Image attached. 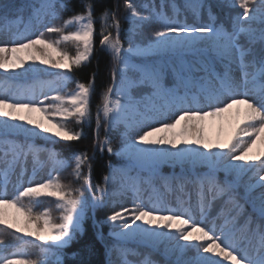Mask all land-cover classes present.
Listing matches in <instances>:
<instances>
[{"label": "snow or ice", "instance_id": "1", "mask_svg": "<svg viewBox=\"0 0 264 264\" xmlns=\"http://www.w3.org/2000/svg\"><path fill=\"white\" fill-rule=\"evenodd\" d=\"M226 3L239 9L228 17V27L217 23L212 4L206 0H185L184 7L197 18L207 9L209 22L192 25L178 22L180 8L175 2L171 4L173 15L169 16L164 0L158 6L144 2L139 7L132 0H124L125 19L131 24L127 47L121 39L117 11L104 9L100 13L99 46L112 58V82L96 106L94 150L122 157L126 163L117 168L109 162V173L95 191L91 183L93 156L86 150L65 157L55 148L34 143L38 137L53 142L78 141L84 135L83 129L75 130L68 122H92L95 73L87 82L75 80L73 91L62 94V89L73 82L74 71L86 65L95 51L97 18L93 4L85 3L83 12L54 24L52 21L60 19L65 5H58L56 0H38L31 6L23 31L19 29L22 16L14 20L0 16V35L10 40L0 43V70H11L13 76L43 71L53 77L40 81L44 100L38 99L34 87L17 85L12 96L4 95L8 89L0 91V233L14 241L9 243L0 235V264H62V250L83 233L88 211L103 207L113 196L126 191L133 193L132 206L121 207L107 217L112 224L109 236L115 241L108 252L119 257L110 264H158L150 253L136 262L128 257L139 256V246L158 250L162 244L164 264H264V0ZM18 11L23 12V7ZM150 23H159L161 28L153 31L146 42H137L139 30ZM40 27L43 31L33 36ZM45 33H55L57 38L48 39ZM69 43L75 47V55L61 47ZM209 52L214 56L210 58ZM164 53L174 54L173 58L152 59ZM137 58H141L139 62ZM216 60L222 71L217 70ZM29 61L50 67L40 69ZM45 91L55 95L50 98ZM49 99L51 103L45 104ZM21 109L25 114H18ZM34 112L41 113V119H33ZM44 120L52 126L46 127ZM210 120L219 121L215 139L206 131ZM120 124L126 131L118 148L107 135L99 139L102 126L107 132ZM133 127L137 130L129 139ZM178 143L184 147H178ZM41 153H46L51 165L47 178L25 181L28 158L32 159L35 175L37 167L43 166ZM220 161H227L224 171L234 175L233 181L221 183L216 179ZM161 162L208 165L209 173L196 180L200 191L195 206L179 201L175 207H168L160 197L151 206L142 201L141 185H150L151 178L131 173L137 167ZM73 164L72 175L77 181L84 177L83 187H73L60 177V172ZM249 172L252 176L244 183L240 197V178ZM117 173L123 180L110 193L109 186L116 184ZM13 175L18 183L9 198L8 184ZM175 179L182 187L185 178ZM85 189L89 195H85ZM225 195V207L209 220L212 201ZM44 197L56 201L58 217L52 216L51 209L34 211ZM25 199L29 200L27 206ZM240 199L253 209L243 224L238 223L244 209ZM217 219H223V224L218 225ZM97 239H103L101 232ZM33 247L38 249L37 260L31 258ZM187 250L194 252L191 259L184 258ZM172 256L174 260L169 259Z\"/></svg>", "mask_w": 264, "mask_h": 264}, {"label": "trees", "instance_id": "2", "mask_svg": "<svg viewBox=\"0 0 264 264\" xmlns=\"http://www.w3.org/2000/svg\"><path fill=\"white\" fill-rule=\"evenodd\" d=\"M226 0H206V3L212 4V11L217 16V23L223 22L226 27L230 26L228 17L230 15H235L239 10H234L233 8H227L223 5ZM33 0H6L3 3H10V5H3L4 9L0 12L1 16H7L10 20H14L13 16H10V12L14 11L16 7H28ZM57 4H64L65 7L60 10V17L67 18L75 13L83 12L84 5L87 2H90L94 6V16L97 18L96 29L97 35L95 37L96 45L95 51L91 60L84 66L76 69L74 71V80L70 82L71 85H75V80L81 82H87L91 75L95 73V91L91 97V111H92V122L91 124L78 125L74 122L73 129L81 130L83 129L84 135L78 141L65 142L63 140H58L55 143L47 146V148H55L57 151L61 152L65 157H69L73 152L86 150L91 156L94 154L92 159V173H91V183L93 191H95V186L97 184L103 183V176L109 173V162L114 167H117L120 164L126 163V160L122 157L112 156L107 153V151L100 152L94 150V144L97 140L96 133V106L100 102L101 93L104 89L112 82L111 80V69H112V58L110 54L102 50L99 46V16L104 9L116 10L117 16L121 21L122 31L121 39L124 40V46L127 47V37L129 35V29L131 28L130 22L125 19L127 13L124 8V0H56ZM132 2L139 7L141 3L147 2L154 5H159L161 0H132ZM165 4L168 5L165 8V12L171 16L173 15L171 4L175 2L180 8V12L177 14L176 18L180 23H187L189 25L207 23L208 14L207 9L202 10L199 18L195 17L190 10H187L184 7L185 0H164ZM18 16H21L20 14ZM17 16V17H18ZM12 27H16L13 25ZM161 25L159 23H150L145 24L140 30L139 35L136 37L137 42L144 41L146 42L151 33L155 30H159ZM172 53H164L159 56L152 57V59H171L173 58ZM210 58L214 56V53L209 52L207 54ZM188 58H191L190 55ZM141 58H137V62ZM217 70H221L222 66L220 61H214ZM119 81V75H118ZM138 95L137 93H134ZM123 125L120 124L110 131H105V128L102 126L99 130V139L103 140L105 135L112 141L113 147H119V141L121 135L125 132L123 131ZM74 167V164L71 168ZM86 175V169H85ZM116 182L115 185L109 186L110 193L117 190L119 186ZM84 186V177H81L79 181L74 178L73 187H83ZM146 188H141L140 197L142 201L146 204L148 202L144 199L145 194H148L145 191ZM85 195L86 193L85 189ZM99 195V193H97ZM109 197H105L107 201ZM133 193L131 191H126L122 195H116L111 198V202L106 203L103 207L95 209L96 219L102 225V235L103 239H97V233L99 229L94 225V220L91 214V210L88 211L86 218L83 222V233L78 235L76 239L71 242V244L65 247L62 250V264H106V248L103 242L111 244L110 240V224L111 222L107 220V217L111 215L114 211H119L121 207L130 208L132 206ZM249 214L246 215V218ZM13 243V242H12ZM39 244L40 242H36ZM30 253L35 258H40L38 249L33 247L30 249ZM135 260V259H134Z\"/></svg>", "mask_w": 264, "mask_h": 264}, {"label": "rangeland", "instance_id": "3", "mask_svg": "<svg viewBox=\"0 0 264 264\" xmlns=\"http://www.w3.org/2000/svg\"><path fill=\"white\" fill-rule=\"evenodd\" d=\"M4 1H6V0H0V4H2ZM224 3L227 5L226 1ZM63 19L64 18L60 17L59 20H54V21H52V23H54V24H60V23H62ZM41 28L42 27H40L38 30L39 31H43V29H41ZM69 30H74V29H69ZM39 31H37L36 33L38 34ZM45 36L48 39H56L57 38V34H55V33H51V34L50 33H45ZM0 40H1V43H10V40H8L6 37H2V38H0ZM61 47L63 49H65V50H67L70 54L75 55V51L76 50H75V47L72 44H70V43L69 44H64V45H61ZM53 55H55V53ZM28 63L37 65L40 69H45V68H49L50 67V66H47V65L40 64L39 61H29ZM15 71L16 72H19L21 70L17 69ZM53 71H55V70H53ZM0 72H1V74L3 76H5V79H7L8 82H10V81L16 82V87H17V85L20 86L21 82L22 83L24 82V84L21 85L22 87H34L35 92H36V95H37V97H38L39 100H44V95H41V93H40V81H47V80L53 79L52 76H50L48 73L43 72V71L38 72L36 74L28 73V74L22 75V76H13L11 70L8 73H5L3 70H0ZM236 75H237V73H236ZM73 90H75V88L74 89H66V88H63L62 89V94L65 93V92L73 91ZM45 94L48 97H50V98L55 95V93L52 92V91H45ZM49 103H51V99L45 101V104H49ZM18 114H21V115L25 114V110H23V109L19 110ZM32 116H33V119H41V113H39V112H34L32 114ZM71 122L72 121L70 120L68 122V125H69V127L73 128V126L71 125ZM166 122H170V119L168 121H166ZM44 123H45V126L46 127H51L52 126V125L48 124V121L47 120H44ZM218 124H219V121H211L210 120L208 122V127H207L206 131H207L208 135L211 136L213 139H215V137H216ZM133 128L136 129V127H133ZM131 130H133V129H131ZM47 135H51V134H47ZM222 139H225L226 140L227 139V136L226 135H223L222 136ZM40 140L52 141V140H48L46 138H40ZM57 140H59V139H57ZM178 140H179V138H178ZM144 146L145 147H157V148H159V147H168V148H170L171 147L170 145H144ZM177 146L178 147H184V145L183 144H180V143H178ZM192 146L193 147H197L196 145H192ZM255 151H256V149L254 148L253 149V152H255ZM226 163H227V161H220V162H218V164H217V170L216 171H218V172H220L222 174H225V175H227V174L228 175H231L232 178L235 179L234 175H232L230 173H226L224 171V164H226ZM256 163H258V162H256ZM167 164H169V166L172 167L175 164H181V163L161 162V163H159V164H157L155 166L144 165V166H142L140 168L149 169V170H155V169H157V167H160L161 165L168 166ZM181 165H188L190 167H201V166L202 167L203 166L204 167H208V165L205 164V163H197V164H194V165L193 164H189V163H184V164H181ZM26 166H27V172H26L25 178H24L25 181H27L28 179H33V180H36V181H42L43 179H46L45 175L41 171L40 172H37V170H36V174L33 175V171H32L33 170V162H32L31 157L28 158V160L26 162ZM250 176H252V173L251 172H249L247 174H244L240 178V182L239 183H243V185H244V183H246L248 181V179H249ZM60 177H61V179H62V181L64 183L71 182L72 185L74 186V179H73V175H72V172H71V168L70 167L66 168V170L61 174ZM176 177L177 176H169V178H168V176L163 177V180L164 181H167V184L166 183L165 184H162L161 183L160 185H156L154 187V190L156 191V196L157 197H163L166 191H169L170 193L173 194V196H176L177 195V192L180 190V185H179L180 182H178L175 179ZM180 177H183V176H180ZM254 179H258V177H255ZM122 180H123V178L120 179L121 182H122ZM17 183H18L17 177L15 175L11 176L10 177V180H9V184H8L9 198L11 197V194L14 192V185L17 184ZM25 186H27V184H25ZM242 190L244 191V188L243 187H242ZM199 191L200 190L197 189L196 186H193L192 187V190H190L188 200L190 202H194L193 200H195V198H196L195 195L196 194H199ZM258 191H259V189H257V192ZM42 200H43L42 205L45 206V207L42 208L41 205L39 204L38 206L35 207L34 211L38 213V212H41V211H43L44 209L47 208V209H51L52 210V216L53 217H58L59 216V212L56 210V207H55L56 201L53 198H47V197L42 198ZM24 204L26 206L29 205V200L25 199L24 200ZM170 206H174V205L170 204ZM57 222H58V220H57ZM216 222H217L218 225L223 224V219H217ZM137 223H141V222L138 221ZM1 235H4L5 236V240L6 241L12 240V237H9V236H7L4 233L1 234ZM18 235H21L22 236L23 234H18ZM9 243H12V242H9ZM165 243H169V242H165ZM163 248H164V245L162 244L159 249H160V251L162 253V256L165 258V256L163 255ZM30 254H31V258L33 260L39 259L38 257L37 258L33 257L32 256V253H30ZM193 256H194V252L192 250H187L186 253H185L184 258L185 259H191ZM118 259H119V257H116V260H118ZM169 259H173L174 260L175 257L172 256ZM220 259H223V258L221 257ZM160 263L163 264V262H160ZM160 263L158 262V264H160Z\"/></svg>", "mask_w": 264, "mask_h": 264}]
</instances>
